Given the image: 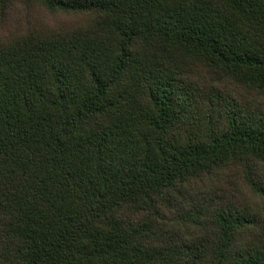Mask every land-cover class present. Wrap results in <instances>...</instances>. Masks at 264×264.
<instances>
[{
  "label": "trees",
  "instance_id": "obj_1",
  "mask_svg": "<svg viewBox=\"0 0 264 264\" xmlns=\"http://www.w3.org/2000/svg\"><path fill=\"white\" fill-rule=\"evenodd\" d=\"M0 264H264V0H0Z\"/></svg>",
  "mask_w": 264,
  "mask_h": 264
}]
</instances>
